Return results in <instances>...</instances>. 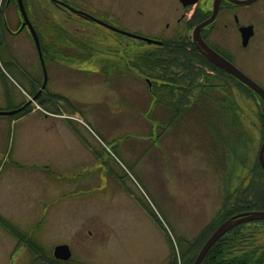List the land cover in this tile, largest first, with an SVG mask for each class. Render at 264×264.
<instances>
[{
	"label": "rangeland",
	"instance_id": "rangeland-1",
	"mask_svg": "<svg viewBox=\"0 0 264 264\" xmlns=\"http://www.w3.org/2000/svg\"><path fill=\"white\" fill-rule=\"evenodd\" d=\"M6 2L0 0V13L15 33L0 28V110H11L29 92L20 72L4 62L10 49H16L26 69L40 75L30 33L26 28L16 33L22 19L16 0L7 7ZM33 7L43 46H53L67 32L71 42L62 34L63 42L81 55L64 63L95 65V70H62L51 84L63 94L57 111L61 106L76 114L91 152L74 178L80 184L73 193L77 215L58 213L53 209L58 195L50 194L55 191V148L37 140L26 143L25 173L7 179L14 167L9 151L17 125L9 123L12 117L0 115V194L5 200L18 199L20 210L40 199L41 212L36 216L38 210H30L29 221L38 220L26 229L19 212L9 207L2 211L23 227L25 238L20 244L0 233V264H187L225 218L264 210L260 201L248 203L254 188L264 195V170L258 163L264 102L258 95L231 77L209 73L210 67L205 69L199 59L193 61V74L175 80L188 89L162 92L165 76L159 57L168 55L170 47L115 38L88 23L67 20L45 0H34ZM237 12L243 15L244 9ZM254 14L264 34V7L257 5ZM113 49L117 53H109ZM256 61H264V42L250 50L248 62L249 70L264 79ZM106 63L119 65L103 71ZM38 104L39 111L50 109L48 103ZM46 160L52 162L48 167L41 163ZM38 227L34 235L42 254L29 237L26 242L25 231ZM224 236L233 245L227 256L245 255L247 264H264V219L242 223ZM61 243L71 249L68 260L51 253Z\"/></svg>",
	"mask_w": 264,
	"mask_h": 264
},
{
	"label": "flooded vegetation",
	"instance_id": "flooded-vegetation-1",
	"mask_svg": "<svg viewBox=\"0 0 264 264\" xmlns=\"http://www.w3.org/2000/svg\"><path fill=\"white\" fill-rule=\"evenodd\" d=\"M26 16L35 30L38 32L41 42V57L39 50L35 49V54L38 57L40 75H36L33 69H26V64L21 63L19 54L16 49H10L11 52L5 53L7 59L4 62L16 74L26 80L29 86V92L26 99L20 103L31 101L26 109H32L33 103H48L52 112L57 110V103L61 101L62 94L57 87H52L51 84L56 83L58 72L63 69H82L90 70L95 67L94 64H78L64 63L70 61L73 57H79L81 53L77 49L72 48L71 44L63 42L61 35L64 34L71 38L69 33L61 32L56 42H49L45 47L43 38L41 37L40 28L36 26V9L34 10V0H22ZM54 6L55 9L65 14L66 19L75 20L77 22L88 23L95 29L112 34L115 38L130 37L139 39L133 35L144 36L153 40L160 41L157 44L164 47L166 43L184 41L187 49L194 50L193 32L194 27L206 21L213 15V20L200 29V36L208 46L221 54L237 66L248 77L257 82L264 88V79H261L258 73L249 70L248 62H250V50L260 49L264 42V34L255 23L254 8L264 7V0H254L247 4H239L234 0H45ZM215 3V4H214ZM10 4L7 0L6 7ZM17 9L20 12L17 4ZM215 6V8H214ZM243 8L244 14L239 15L237 10ZM21 14V12H20ZM2 21L0 28L10 33H15L9 28L6 22V14L0 13ZM22 18V15H21ZM23 18L20 21L16 33L24 30L29 31V27L24 25L21 27ZM247 28L250 36L244 38L243 28ZM249 28V29H248ZM31 35V34H30ZM156 44V43H153ZM196 50V49H195ZM84 51V50H80ZM197 51V50H196ZM90 52H94L93 44L90 47ZM109 53H117V49H113ZM255 66L259 72L264 75V61H256ZM118 63L102 64L103 68H117ZM207 69V64H202ZM33 67V65H32ZM210 67V66H209ZM209 73H217L218 71L212 67L208 68ZM206 71V70H205ZM19 76V75H18ZM226 76L234 79V82H239L237 78L230 74ZM46 77V80H45ZM231 79V80H232ZM1 81L7 83L4 77ZM233 81V80H232ZM50 83V86H49ZM243 84V83H242ZM41 87V90L39 91ZM6 93L7 95V87Z\"/></svg>",
	"mask_w": 264,
	"mask_h": 264
},
{
	"label": "crops",
	"instance_id": "crops-1",
	"mask_svg": "<svg viewBox=\"0 0 264 264\" xmlns=\"http://www.w3.org/2000/svg\"><path fill=\"white\" fill-rule=\"evenodd\" d=\"M63 70L69 71V69ZM90 70H95V68ZM38 109L39 108H32L27 114L25 113L19 117L10 119L9 123L13 124V126L17 125V130L14 133V138L12 137L11 149L9 151V154L14 160L13 172L12 174H7L6 177L7 179H12L13 175L16 176L25 173L26 143L37 140L40 144L50 145V147L56 150L55 162L53 163L56 174L54 178L55 191L50 194L58 195V198L54 199L55 203L53 209L58 213L65 212L66 215L70 216L74 213L77 215V208L72 207L76 204L74 201H77V198L73 199V193L80 187V184L78 180H74V178L78 173L80 162L83 161L85 163L87 161L91 152V145H89L79 130L80 125L76 123V114L68 112L61 106L60 111L54 114H48L47 111H39ZM14 139L15 144H13ZM43 157L47 158L48 155ZM1 163L2 162H0V167L2 166ZM41 163L44 164L45 167H48L52 162L46 160ZM39 200L40 199H37L34 202L33 207H26L24 204L25 209L20 210L22 204L18 203V199L11 197L10 200H5L4 196L0 194V217L6 222L5 225L0 220V226L5 229L0 230V233H7L14 240L16 239V243H20L25 238V236L23 237V227L14 225L15 223L13 222V224L9 221L2 214V211H5L6 207H9L11 210L19 212L22 217L20 224L24 225L26 223V229H28L31 223L38 220H34L33 222L29 221V217H31L30 210H38L36 216L41 213L37 205ZM63 200H65L64 204L62 202ZM52 206L53 204H51L50 207ZM37 229H39V227L25 231L26 242H30L28 241V237L32 241L38 239L34 235Z\"/></svg>",
	"mask_w": 264,
	"mask_h": 264
},
{
	"label": "water",
	"instance_id": "water-1",
	"mask_svg": "<svg viewBox=\"0 0 264 264\" xmlns=\"http://www.w3.org/2000/svg\"><path fill=\"white\" fill-rule=\"evenodd\" d=\"M234 1L239 3V4H247V3H250L254 0H234ZM17 4L19 6L20 12H21L22 17L24 19L22 26L27 25L29 27V30H30L31 35L33 37L35 46L39 50V55L41 57L40 42H39L38 34L26 16L23 1L17 0ZM214 8H215V6H214ZM212 20H213V15L210 18H208L206 21H203L194 27L193 43H194L195 48L204 58H206L208 61H210L211 63H213L217 67L221 68L225 72L231 74L232 76H234L238 80H240L242 83H244L246 86H248L251 90H253L257 95H259L261 97V99L264 101V88L261 87L254 80H252L250 77H248L244 72H242L233 63H231L229 60L224 58L221 54H219L214 49H212L210 46H208L206 44V42L201 38L200 29L203 26L209 24ZM243 32H244V35H243L244 38H248L251 34V33L249 34V31L245 27L243 28ZM137 37L144 39L147 42L159 43V41L152 40L150 38H146L143 36H137ZM45 80H46V77H45ZM40 90H41V88L39 89V91ZM29 102L25 103L24 105H22L18 108H14L11 110H0V115L14 114V113L20 111L21 109H23ZM258 162H259V165L261 166V168L264 170V140L262 141L260 148H259ZM260 219H264V210L244 211V212H240L238 214H234V215L226 218L212 231L210 236L203 243V245L199 249L195 259L193 260L192 264H200L201 261L203 260V258L205 257L206 253L210 249V247L224 233H226L231 228L235 227L236 225H238L240 223L253 221V220H260ZM70 253H71L70 249H69L68 245H66V244L57 245L54 248V252H53L55 258L64 259V260L68 259L70 257Z\"/></svg>",
	"mask_w": 264,
	"mask_h": 264
},
{
	"label": "trees",
	"instance_id": "trees-1",
	"mask_svg": "<svg viewBox=\"0 0 264 264\" xmlns=\"http://www.w3.org/2000/svg\"><path fill=\"white\" fill-rule=\"evenodd\" d=\"M1 44L2 43H1V39H0V47H1ZM165 47H170V48H168L170 50L169 54L166 56H160L159 57V60L161 61V65H163L162 68L164 70L162 72V75L165 76V78L161 77L163 79V82H162V85H160L159 89L165 87L164 91H162V92H165V90H170L172 93L175 91L182 92L184 89H188L187 86H184L182 84H177L175 82V80H177V78H179V79L187 78V77H189L190 74L194 73V71H195L194 70L195 67L193 66L194 65L193 64L194 59H199L204 64H207L208 66L213 67V69L217 70L219 73L226 75V73L224 71H222L217 66H215L214 64H212L211 62L206 60L204 57H202L195 50V48H194L193 52L188 50L184 41L173 42V44L166 43L164 48ZM174 67L180 68V71L175 70ZM168 76H170V77H168ZM166 77L169 80H167ZM159 89H157V86H155L153 93H155L157 95L156 92ZM167 103L171 104L173 102L168 101ZM181 103L182 102H180V106H182V109H184L186 106L181 105ZM198 104H200V103H198ZM201 104H202V101H201ZM191 106L192 105H190V107ZM176 107L178 108V111H179V106L174 105L175 109H176ZM27 110L28 109H26V111ZM254 190H256V194H254L253 198L248 200V203H250V202L256 203V201H260V202L264 203V195H262V193L260 192L261 189L254 188ZM0 220L3 224L6 223L1 217H0ZM227 242L228 241L225 239V236L218 239L210 247V249L206 253L205 257L203 258L201 264H247L249 261L246 259L247 256H245V255L241 256L240 254H236V255L227 256V253L229 251L231 253V251H232L231 248L233 246L232 244H229ZM194 257H195V253L193 255L191 254L190 257L188 258L187 264H191Z\"/></svg>",
	"mask_w": 264,
	"mask_h": 264
}]
</instances>
